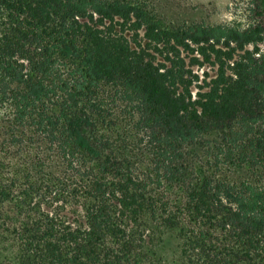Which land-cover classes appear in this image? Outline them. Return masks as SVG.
<instances>
[{
  "label": "trees",
  "instance_id": "1",
  "mask_svg": "<svg viewBox=\"0 0 264 264\" xmlns=\"http://www.w3.org/2000/svg\"><path fill=\"white\" fill-rule=\"evenodd\" d=\"M0 264H264V0H0Z\"/></svg>",
  "mask_w": 264,
  "mask_h": 264
},
{
  "label": "rangeland",
  "instance_id": "2",
  "mask_svg": "<svg viewBox=\"0 0 264 264\" xmlns=\"http://www.w3.org/2000/svg\"><path fill=\"white\" fill-rule=\"evenodd\" d=\"M142 5L154 21L164 28H187L193 26H234L240 22L253 0H133ZM131 40L145 43L144 31L127 32ZM194 71L203 76L215 75L211 67ZM195 92L196 89L194 88Z\"/></svg>",
  "mask_w": 264,
  "mask_h": 264
}]
</instances>
